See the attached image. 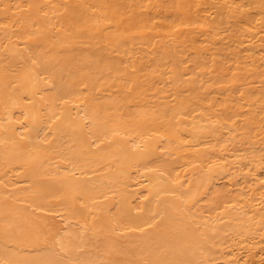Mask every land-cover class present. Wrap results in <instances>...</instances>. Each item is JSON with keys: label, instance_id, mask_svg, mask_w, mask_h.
I'll return each instance as SVG.
<instances>
[{"label": "bare ground", "instance_id": "bare-ground-1", "mask_svg": "<svg viewBox=\"0 0 264 264\" xmlns=\"http://www.w3.org/2000/svg\"><path fill=\"white\" fill-rule=\"evenodd\" d=\"M264 260V0H0V264Z\"/></svg>", "mask_w": 264, "mask_h": 264}, {"label": "rangeland", "instance_id": "rangeland-1", "mask_svg": "<svg viewBox=\"0 0 264 264\" xmlns=\"http://www.w3.org/2000/svg\"><path fill=\"white\" fill-rule=\"evenodd\" d=\"M259 264H264V260L260 261Z\"/></svg>", "mask_w": 264, "mask_h": 264}]
</instances>
